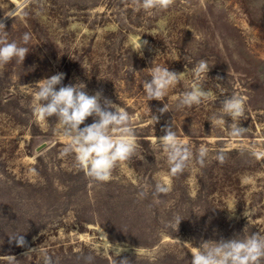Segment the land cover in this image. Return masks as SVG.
<instances>
[{
  "label": "rangeland",
  "instance_id": "1",
  "mask_svg": "<svg viewBox=\"0 0 264 264\" xmlns=\"http://www.w3.org/2000/svg\"><path fill=\"white\" fill-rule=\"evenodd\" d=\"M19 4L0 0L9 41L29 49L22 64L0 67V256L13 255L17 264H42L45 254L54 264H87L89 256L91 264H191L190 250L203 241L264 234V0H175L151 14L134 0ZM141 40L147 43L139 51ZM202 59L210 67L202 86L217 99L178 108L196 82L190 69ZM155 66L184 72L163 101H148L143 90ZM58 73L62 85L83 83L89 95L102 92L134 118L137 154L110 180L132 183L146 198L115 197L76 168L73 155L60 156L66 141L56 118L41 122L33 113L35 84ZM233 94L247 98L244 118L211 123ZM164 104L169 111L160 113ZM236 123L247 129L239 138L229 135ZM166 126L194 154L209 148L204 167L193 163L175 179L169 175L156 145ZM221 150L223 164L215 159ZM158 181L171 187L159 202L152 195ZM16 234L23 247L10 242ZM101 234L123 249L119 256L104 252Z\"/></svg>",
  "mask_w": 264,
  "mask_h": 264
},
{
  "label": "clouds",
  "instance_id": "2",
  "mask_svg": "<svg viewBox=\"0 0 264 264\" xmlns=\"http://www.w3.org/2000/svg\"><path fill=\"white\" fill-rule=\"evenodd\" d=\"M30 0H20L19 7L27 6ZM137 10L148 13L154 11H166L175 0H134ZM11 11L8 16H13ZM30 34L25 33L21 42L27 45L30 42ZM147 41L140 42L139 51ZM28 47L21 46L15 40L9 41L8 32L5 25L0 23V67L10 63L14 59L17 63H23ZM150 79L143 82V90L148 101H163L170 88L180 82L183 73L170 71L168 67L155 66L148 68ZM196 82L191 90L184 92L178 100L177 107L191 108L193 105H200L209 100L215 101L217 97L202 86V78L208 77L210 67L208 62L200 60L195 62L190 69ZM63 73L52 75L49 78L38 81L35 86L37 91L34 96L33 113L41 122L49 121L55 117L59 125L58 132L64 137L66 144L60 152L62 158L69 155L74 156V165L83 171L85 176L93 181L105 183L112 178L113 170L121 163L129 161L137 154L139 144L137 142L136 129L133 126L134 118L129 112L113 103L102 92L97 91L89 95L86 85L83 83L62 85ZM220 77H217L219 80ZM60 87L57 90V86ZM31 87L33 85H25ZM247 98L242 95L233 94L222 101L220 117L213 114L209 121L221 124L224 123L222 117H230L233 121H240L245 116V105ZM160 113L169 111L167 105L159 109ZM93 117L91 124L81 127L85 121ZM154 124L158 122V117L151 115ZM165 135L157 138L156 145L166 155L169 166V175L178 176L182 174L193 163L200 167L205 166V161L209 156V148L201 146L197 153H193L190 146L178 137L176 131L171 126L162 129ZM247 129L241 127L239 123L233 124L229 135L239 138L246 133ZM140 159L144 157L141 154ZM215 159L223 164L225 154L221 150ZM171 191L170 184L156 182L152 195L159 202L161 195H167ZM148 195L147 191L138 192V198L144 199ZM244 215L249 218V212L245 210ZM181 219H177L178 227ZM104 241L103 250L117 256L123 251L122 248L111 244L105 234H101ZM15 240L17 246L23 247L26 244L24 237L20 234L10 236V242ZM177 243L181 242L177 240ZM182 245V244H181ZM111 246V247H109ZM37 249H30L29 253ZM191 264H264V234H246L243 238L221 239L217 241H203L202 244L190 250ZM6 264H17L13 255L0 256ZM87 264H91L92 257H86ZM42 264H54L51 256L45 254L42 257ZM119 264H129L127 259L121 260Z\"/></svg>",
  "mask_w": 264,
  "mask_h": 264
},
{
  "label": "trees",
  "instance_id": "3",
  "mask_svg": "<svg viewBox=\"0 0 264 264\" xmlns=\"http://www.w3.org/2000/svg\"><path fill=\"white\" fill-rule=\"evenodd\" d=\"M175 179V177H173ZM103 186L106 187V191H111V194L112 192H115L114 193V196L116 197H119L122 192H124L125 194H129V195H137L138 192H140L141 190H138V191H131V188L132 186H134L132 183H129V184H124L123 182H118V181H113V180H110L108 182H105L103 183ZM128 195V196H129ZM108 197V194L104 196V198ZM233 221V220H232ZM235 224V222H232ZM240 227V225H239ZM241 231H242V228H239ZM110 238H112L110 236ZM113 239V238H112Z\"/></svg>",
  "mask_w": 264,
  "mask_h": 264
},
{
  "label": "water",
  "instance_id": "4",
  "mask_svg": "<svg viewBox=\"0 0 264 264\" xmlns=\"http://www.w3.org/2000/svg\"><path fill=\"white\" fill-rule=\"evenodd\" d=\"M44 144H42L41 146L38 147V149H40Z\"/></svg>",
  "mask_w": 264,
  "mask_h": 264
}]
</instances>
